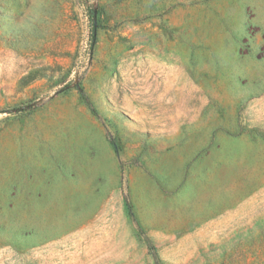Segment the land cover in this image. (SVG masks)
<instances>
[{
    "label": "rangeland",
    "instance_id": "rangeland-1",
    "mask_svg": "<svg viewBox=\"0 0 264 264\" xmlns=\"http://www.w3.org/2000/svg\"><path fill=\"white\" fill-rule=\"evenodd\" d=\"M0 264H264V0H0Z\"/></svg>",
    "mask_w": 264,
    "mask_h": 264
}]
</instances>
